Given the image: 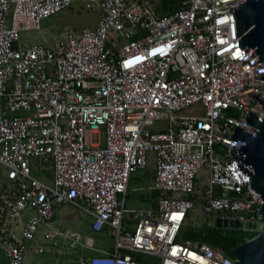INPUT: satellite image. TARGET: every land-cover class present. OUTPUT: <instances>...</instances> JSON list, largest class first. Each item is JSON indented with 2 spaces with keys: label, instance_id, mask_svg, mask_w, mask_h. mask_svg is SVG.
Segmentation results:
<instances>
[{
  "label": "built area",
  "instance_id": "built-area-1",
  "mask_svg": "<svg viewBox=\"0 0 264 264\" xmlns=\"http://www.w3.org/2000/svg\"><path fill=\"white\" fill-rule=\"evenodd\" d=\"M179 1L160 15L150 0H0L7 264L50 248L65 264L235 262L181 234L197 207L206 228L215 218L259 219L263 201L234 161L231 136L235 128L255 136L249 114L264 120V62L241 45L236 0ZM73 4L96 15L95 28L67 30L52 45L23 40ZM150 154L154 175L142 192L154 207L127 208L130 179ZM31 160L50 179L35 177ZM65 207L90 218L111 250L55 225Z\"/></svg>",
  "mask_w": 264,
  "mask_h": 264
},
{
  "label": "water",
  "instance_id": "water-1",
  "mask_svg": "<svg viewBox=\"0 0 264 264\" xmlns=\"http://www.w3.org/2000/svg\"><path fill=\"white\" fill-rule=\"evenodd\" d=\"M236 1L238 8L233 9V15L242 32L241 45L248 48L251 59L258 57L256 64L264 62V0ZM261 104L264 110V99ZM246 122L256 129L255 136L235 128L231 136L236 142L232 156L263 201L259 219L242 223L237 219L215 218L214 228L257 233L235 249L233 264H264V120L259 122L255 115L249 114Z\"/></svg>",
  "mask_w": 264,
  "mask_h": 264
},
{
  "label": "rangeland",
  "instance_id": "rangeland-1",
  "mask_svg": "<svg viewBox=\"0 0 264 264\" xmlns=\"http://www.w3.org/2000/svg\"><path fill=\"white\" fill-rule=\"evenodd\" d=\"M152 7L156 9L159 7V0H150ZM97 18L96 15L92 12L86 11L81 4H73L68 10L65 12L53 16L48 20L44 21L41 26V32H31L29 34L23 35V40L28 41L30 43H44V39L47 44L52 45L56 40H58L67 30H72L79 32L82 29L90 28L93 29L96 27ZM200 114V113H198ZM158 127L154 128L157 130ZM31 167L33 171V175L37 178L44 179L46 176L50 179L51 175L48 172L41 171L35 160H31ZM154 174V158L153 155H149V159L147 162V167L145 170L139 171L134 174L129 183V193L126 198V206L127 208H148L154 204V196H150L149 194H145V192L141 191V188L146 187L149 182L152 180V176ZM3 175V170L0 167V177ZM197 188L201 191L203 190V186L206 184L205 179H203V174L201 173L199 176ZM135 190V192L133 191ZM192 222H187L186 230L196 229L200 230L203 227L202 216L200 214L199 208L197 207L195 211L192 213ZM89 219L81 215L77 218L76 227L74 228L76 231L85 234L89 228ZM88 235L95 238L102 246H108L112 242L111 239L105 235L94 234L89 232ZM48 248V247H47ZM55 253L56 250L50 248L47 253L43 255H35L34 260L28 254L26 256V262L29 261V264H54V260L51 254ZM57 255V254H56ZM31 259V260H30ZM64 262V259L59 260V264ZM0 264H6V260L0 251Z\"/></svg>",
  "mask_w": 264,
  "mask_h": 264
},
{
  "label": "trees",
  "instance_id": "trees-1",
  "mask_svg": "<svg viewBox=\"0 0 264 264\" xmlns=\"http://www.w3.org/2000/svg\"><path fill=\"white\" fill-rule=\"evenodd\" d=\"M180 8L179 0H159V7L156 12L160 15L174 12ZM240 32L241 29L239 28ZM257 233L221 230L214 227L206 228L203 226L200 230H184L181 234L185 240H201L225 252L229 258H234L235 249L244 242L254 238Z\"/></svg>",
  "mask_w": 264,
  "mask_h": 264
},
{
  "label": "crops",
  "instance_id": "crops-1",
  "mask_svg": "<svg viewBox=\"0 0 264 264\" xmlns=\"http://www.w3.org/2000/svg\"><path fill=\"white\" fill-rule=\"evenodd\" d=\"M44 43L46 45H49L47 44V42L45 41L44 39ZM37 44H40V43H37ZM154 175V174H153ZM153 178V176H152ZM152 181V180H151ZM150 181V182H151ZM149 182V184H150ZM147 186V185H146ZM144 188V187H143ZM135 192V190H133ZM141 191H142V188H141ZM129 193V192H128ZM145 194H147L145 192ZM128 196V195H127ZM152 196V195H150ZM150 207H154V204L151 205ZM148 207V208H150ZM132 209H146V208H132ZM79 217V215H76L73 211V209H71L70 207H65V208H62L58 214H57V217L55 218V225L59 226V227H63V228H71L73 230H75L74 228L76 227V223H77V218ZM88 218V217H87ZM89 220V228H88V231L85 232L84 235H88L90 231V222H91V219L88 218ZM76 231V230H75ZM90 236V235H88ZM91 237V236H90ZM93 238V237H92ZM95 240V244H96V247H98L99 249H102V250H106V251H110L111 250V246H112V242L110 243V245L108 246H102L95 238H93ZM3 254V253H2ZM53 257H51L53 260H54V264H59V260L60 259H63L62 257H58L56 256L54 253L51 254ZM4 256V254H3ZM30 256H32L31 258L34 260V256L31 254ZM36 257V256H35ZM5 258V257H4ZM6 260V259H5ZM31 260V259H30ZM7 264V262H6ZM26 264H29V261L27 260V263ZM61 264H65V260L64 262H62Z\"/></svg>",
  "mask_w": 264,
  "mask_h": 264
}]
</instances>
